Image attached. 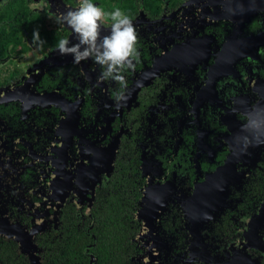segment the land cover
I'll use <instances>...</instances> for the list:
<instances>
[{"label":"flooded vegetation","instance_id":"1","mask_svg":"<svg viewBox=\"0 0 264 264\" xmlns=\"http://www.w3.org/2000/svg\"><path fill=\"white\" fill-rule=\"evenodd\" d=\"M118 1L101 78L109 15L89 45L83 0H0V264H264V0Z\"/></svg>","mask_w":264,"mask_h":264},{"label":"clouds","instance_id":"2","mask_svg":"<svg viewBox=\"0 0 264 264\" xmlns=\"http://www.w3.org/2000/svg\"><path fill=\"white\" fill-rule=\"evenodd\" d=\"M102 15H109L112 23L107 30V35L100 36L103 51L94 57V60L101 66L107 64V69L103 67L101 78H108L112 72L120 73V69L131 67L132 60L139 56L136 50L137 33L133 21L126 15H123L119 8L114 9L110 13H103L98 5L83 0V2L75 9L67 11V26L72 32L80 34V41L93 45L96 41L100 27L99 21ZM67 40L62 39L58 47L63 51H76L74 46L71 49H65L64 45ZM89 50L77 52L74 62L87 58ZM113 79L124 84V78L118 74ZM120 97L118 96L117 99Z\"/></svg>","mask_w":264,"mask_h":264},{"label":"trees","instance_id":"3","mask_svg":"<svg viewBox=\"0 0 264 264\" xmlns=\"http://www.w3.org/2000/svg\"><path fill=\"white\" fill-rule=\"evenodd\" d=\"M119 2V4H122V5H125L126 3H127V0H120V1H118ZM117 2V3H118ZM13 15H16L17 16V11L16 12H14V14ZM17 18V17H16ZM2 36V35H1ZM4 41V39H3V36L0 38V42H3ZM10 41H13V40H10ZM3 45V44H2ZM2 45L0 46V56H3L4 55V53H5V51H6V49L5 48H2Z\"/></svg>","mask_w":264,"mask_h":264},{"label":"water","instance_id":"4","mask_svg":"<svg viewBox=\"0 0 264 264\" xmlns=\"http://www.w3.org/2000/svg\"><path fill=\"white\" fill-rule=\"evenodd\" d=\"M113 164V162L112 163H110V166Z\"/></svg>","mask_w":264,"mask_h":264},{"label":"rangeland","instance_id":"5","mask_svg":"<svg viewBox=\"0 0 264 264\" xmlns=\"http://www.w3.org/2000/svg\"><path fill=\"white\" fill-rule=\"evenodd\" d=\"M109 2V1H108Z\"/></svg>","mask_w":264,"mask_h":264}]
</instances>
